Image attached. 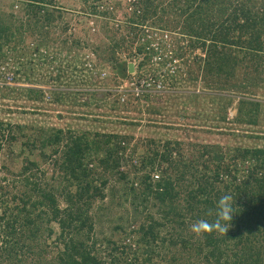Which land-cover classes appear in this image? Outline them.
<instances>
[{"label":"trees","instance_id":"1","mask_svg":"<svg viewBox=\"0 0 264 264\" xmlns=\"http://www.w3.org/2000/svg\"><path fill=\"white\" fill-rule=\"evenodd\" d=\"M83 1L85 15L103 18L102 32L109 42L101 40L91 47L78 38L68 52L93 51L100 65L116 73L118 82L133 78L131 63L141 75L139 71L153 58L149 46L159 32L180 35L186 49L197 52L195 80L202 76L207 98L224 110L219 120L252 127L263 124L264 0H126V7L122 2L101 6L98 3L104 0ZM7 2L8 6L0 7V59L8 60L5 49L19 52L36 38L33 54L52 44L68 46L69 39L57 33L69 32L71 26H61L65 8L56 0ZM17 5L23 14L19 17L14 13ZM121 11L123 22L115 25ZM172 52L179 59L185 56L181 48ZM78 62L67 66L74 72L72 77L89 71L83 67L87 63ZM67 75L58 69L57 80ZM4 92L5 99L53 103L46 91L36 88ZM62 96L57 94L58 103ZM106 99L93 101L109 105ZM141 99L137 102L150 103L154 97ZM112 103L113 110L125 107L119 96ZM234 103L237 113L230 120ZM37 123L0 120V264H107L96 232L99 208H104L95 207L108 196L110 175L129 182L132 173L130 195L143 205L153 200L159 218L151 213L145 216L132 232L128 250L121 240L119 246L108 240L115 251L122 250L112 264L121 258L126 264H264V148L200 147L172 141L161 146L151 140L148 144L155 149L137 155L132 168L125 170L126 137L71 127L56 130ZM258 133L249 138L263 140L264 134ZM155 172L161 174L156 183ZM226 190L236 196L238 207L228 232L193 233L192 224L213 219L206 213Z\"/></svg>","mask_w":264,"mask_h":264},{"label":"rangeland","instance_id":"2","mask_svg":"<svg viewBox=\"0 0 264 264\" xmlns=\"http://www.w3.org/2000/svg\"><path fill=\"white\" fill-rule=\"evenodd\" d=\"M56 1L59 6L65 8L61 26L63 24L71 26L69 32L58 31L57 33L62 36V39H69L68 46L52 44L47 48H41L39 54H33L34 47L39 42V39L36 38L35 41L28 40L27 47L24 45L25 49L18 50L19 52L12 53L5 49L4 53L9 58L7 61L4 60L5 58L0 59V120L12 124L38 122L37 124L40 126L56 130H67L71 127L126 137L128 140L123 158L128 160V164H124L123 169L125 170L132 168L131 163L133 161L135 163L137 155L147 152L148 148L155 149L154 146L148 144L151 140H155L161 146L167 141H172L184 142L188 145L195 144L200 147L213 144L230 148H264V139L249 138L257 132L264 134V120L259 127L220 121L224 110L220 103H215L214 100L207 98L209 92L202 83V76L195 80L198 65L196 66L194 61L197 52L188 51L187 43L181 39L180 35L155 31L159 32L158 35L160 34L157 38L159 50H163L165 53L170 49L178 53L181 48L183 52L185 51V56L183 59L174 57L179 59V64L174 66L177 69L175 74L171 72H169L170 75L167 74L168 85L166 87L169 86L167 94L153 95L154 99L150 103H140L137 102V99L142 100V97L136 98L130 92L129 80L119 78L116 82L114 80L116 73L112 72L111 67L100 65L102 63L98 62V57L93 54V51L87 48H76L68 52L73 40L78 38L83 42L85 40L90 42L91 47L98 45L101 40L109 42L106 34L102 32L101 20L103 18L85 15L82 12L86 8L83 0ZM117 2H122L126 7V0H104L98 4L105 6L108 3L109 6H114ZM8 5L7 0H0V7ZM15 10L14 13L18 17L23 15L20 13L19 5L15 7ZM123 11L116 14L115 25L123 22ZM146 31L147 29L145 35ZM143 40L144 38L140 42L142 43ZM19 49L21 48L19 47ZM32 59L33 63H31ZM74 60L79 61L78 63L81 65L87 63L83 67L89 68V71H86L85 75L75 72V77H72L71 74L74 72L67 66ZM5 62L9 63V67ZM150 62H146L144 69L139 71L141 76L153 71L158 73V66L152 65ZM90 66H96L97 69L90 68ZM8 68H12L13 74L8 71ZM80 68L82 67L79 66ZM58 69H63L68 74L60 81L57 80ZM17 70H19V74H14ZM6 88L40 89L47 92L46 96L50 98L48 100L53 103L41 104L5 99L2 96L6 94L4 92ZM60 92L65 96H62V102L58 103L56 96ZM108 95H111L110 99H108ZM7 96L13 98L11 94H7ZM102 96L107 97L106 101L109 105L97 101L94 103L93 98L101 99ZM117 96L120 97V104L125 107L113 110L112 102L116 100ZM84 103H88L89 106H83ZM236 104L234 103L233 107L229 109L230 120L236 116ZM36 105L38 107L34 109ZM244 134L246 135L244 136ZM134 153L136 154L134 155ZM131 158L132 160H130ZM158 176L161 178V174L155 172L153 175L155 183L158 181ZM130 179H134L133 173ZM131 180L120 182L117 174L110 175V183L106 189L108 196L95 207L96 209L104 208L103 210L99 208L101 220L96 232L100 242H103V246L101 243L99 246L107 264H112L113 258L119 257L117 252L122 251L121 249L115 251L114 246L107 243L108 240L117 241L118 246L120 245L119 240H121L128 250L131 245L129 240L132 241V232L143 223L145 216L151 213L157 219L159 218V209L153 206V200L143 205L134 198L136 195H130ZM135 188L139 187L135 185ZM135 221L136 223H134ZM117 227L121 229L115 232ZM130 258L128 257V260ZM125 261H122L121 258L117 264H126Z\"/></svg>","mask_w":264,"mask_h":264},{"label":"built area","instance_id":"3","mask_svg":"<svg viewBox=\"0 0 264 264\" xmlns=\"http://www.w3.org/2000/svg\"><path fill=\"white\" fill-rule=\"evenodd\" d=\"M149 39L152 40L151 37ZM157 40L158 39H156L154 43L150 44L149 50H153L154 52V55H152L153 58L150 60V64L158 66V73L153 71L145 76H141L137 75L135 72L132 75L133 78L129 80L128 85L130 92H132L136 98H141L145 95L167 94V89L169 88V86L166 87V85H168L166 79L167 74H169V72L175 74L177 71L174 66L179 64V59L174 58L172 55L173 52L170 49L167 50L168 53H164L163 50H159ZM124 91L127 92L125 89Z\"/></svg>","mask_w":264,"mask_h":264},{"label":"clouds","instance_id":"4","mask_svg":"<svg viewBox=\"0 0 264 264\" xmlns=\"http://www.w3.org/2000/svg\"><path fill=\"white\" fill-rule=\"evenodd\" d=\"M237 208L236 196L231 191L226 190L215 201L214 207L206 213L213 219L211 221L207 219L197 221L191 225V231L197 235L210 232L226 234L232 225L234 216H236Z\"/></svg>","mask_w":264,"mask_h":264},{"label":"water","instance_id":"5","mask_svg":"<svg viewBox=\"0 0 264 264\" xmlns=\"http://www.w3.org/2000/svg\"><path fill=\"white\" fill-rule=\"evenodd\" d=\"M134 72H135V66H134V64H130L129 65V74H134Z\"/></svg>","mask_w":264,"mask_h":264}]
</instances>
